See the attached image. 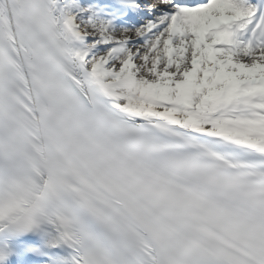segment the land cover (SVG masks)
Returning <instances> with one entry per match:
<instances>
[{
	"label": "snow or ice",
	"instance_id": "obj_1",
	"mask_svg": "<svg viewBox=\"0 0 264 264\" xmlns=\"http://www.w3.org/2000/svg\"><path fill=\"white\" fill-rule=\"evenodd\" d=\"M0 264H264V0H0Z\"/></svg>",
	"mask_w": 264,
	"mask_h": 264
}]
</instances>
